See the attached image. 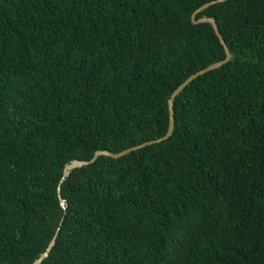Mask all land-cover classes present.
Masks as SVG:
<instances>
[{
    "label": "trees",
    "instance_id": "obj_1",
    "mask_svg": "<svg viewBox=\"0 0 264 264\" xmlns=\"http://www.w3.org/2000/svg\"><path fill=\"white\" fill-rule=\"evenodd\" d=\"M0 0V264H264V0Z\"/></svg>",
    "mask_w": 264,
    "mask_h": 264
},
{
    "label": "water",
    "instance_id": "obj_2",
    "mask_svg": "<svg viewBox=\"0 0 264 264\" xmlns=\"http://www.w3.org/2000/svg\"><path fill=\"white\" fill-rule=\"evenodd\" d=\"M229 0H214L211 1L209 3H206L205 5L201 6L200 8H198L191 17V21L193 24L198 25V24H204V23H208L212 25V28L217 36V38L219 39L222 47L224 48L225 51V59L223 61L220 62H216L214 64L209 65L208 67L194 73L193 75H191L189 78H187L181 85H179L177 87V89L172 93L171 97L168 100V109H169V123H168V130L166 132V134L164 135V137L159 138V139H155V140H151L145 143H142L140 145L134 146L132 148L123 150L119 153H113L111 151H107V150H99L96 151L94 156L86 161H82V160H73L71 163L67 164L64 168L63 171V175L60 181V184L58 186V197H59V201H60V205L62 206L63 209L67 208V201L62 197V184L66 181V179L71 175V173L76 170V169H80V168H84L87 166H91L94 163H96L98 161L99 158L101 157H109L115 160L121 159L123 157H126L127 155L133 153V152H137L139 150H142L148 146H152V145H156V144H161L167 140H169L175 130V122H176V113H175V108H174V103L175 100L177 99V97L180 96V94L193 82H195L198 78L212 72L215 71L217 69H220L221 67H223L224 65L228 64L229 62L232 61V55L230 52L229 47L227 46L224 37L219 29V26L217 24V21L215 18H210V17H204V18H200L197 19L198 15L200 13H202L203 11H205L206 9L210 8L211 6L220 4V3H225ZM59 230L57 231V233L55 234L54 238L52 239V241L50 242L48 248L46 249V251L37 259L34 261L33 264H42L50 255L51 250L53 249V247L56 244V240H57V236H58Z\"/></svg>",
    "mask_w": 264,
    "mask_h": 264
}]
</instances>
